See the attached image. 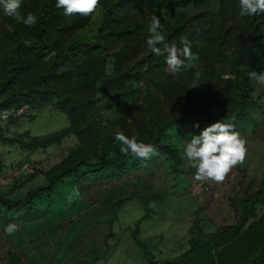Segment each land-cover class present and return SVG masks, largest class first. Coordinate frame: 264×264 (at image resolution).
Segmentation results:
<instances>
[{
	"label": "trees",
	"instance_id": "obj_1",
	"mask_svg": "<svg viewBox=\"0 0 264 264\" xmlns=\"http://www.w3.org/2000/svg\"><path fill=\"white\" fill-rule=\"evenodd\" d=\"M21 3L22 15L37 16L35 25L17 22L0 9V113L25 105L30 111L54 106L69 117L70 126L44 137L4 134L29 111L0 125V146L31 155L71 136L77 142L48 168L29 160L18 167L16 183L22 186L0 185V227L19 221L30 229L29 223L43 217L58 227L77 206L85 207L86 197L116 196L110 183L131 176L142 181L139 175L159 166L167 181L188 189L196 169L184 149L192 135L220 120L240 137L261 127L264 91L257 92L248 72H264V15L241 17L239 0H99L87 17L65 15L56 0ZM153 15L164 23L170 45L183 47L182 37L191 42L193 58L179 74L167 71L165 57L146 44ZM117 131L152 144L156 152L143 160L122 154ZM246 173L251 180L245 178L231 201L228 224L208 232L195 217L186 251L149 264H264V170L261 176ZM142 197L147 203L154 199ZM129 199L111 209L110 237L118 210ZM25 244L22 237H12L8 251Z\"/></svg>",
	"mask_w": 264,
	"mask_h": 264
},
{
	"label": "rangeland",
	"instance_id": "obj_2",
	"mask_svg": "<svg viewBox=\"0 0 264 264\" xmlns=\"http://www.w3.org/2000/svg\"><path fill=\"white\" fill-rule=\"evenodd\" d=\"M255 86L258 93L264 91V84L256 82ZM69 126L70 120L65 113L47 106L30 111L28 116L11 125L9 131L5 128L4 134L12 138L19 134L44 137ZM241 138L245 141V159L233 166L222 182L193 179L187 189L183 184L173 185L167 181L163 167L159 166L148 176L139 175L142 181L131 176L110 183L115 185L116 196L103 201L99 197L91 200L86 197L85 207L77 206L73 215L62 219L58 227L52 219L43 217L29 223L30 229L15 222L18 231L8 235L5 228L10 223H3L0 227V264H149L151 260L164 261L179 256L188 248L189 231L195 217L208 227V232L228 224L231 201L245 178L251 180L246 172L253 177L254 172L261 176L264 170V120L256 134ZM76 142L71 136L59 146L31 155L13 145H1L4 174L0 175V185L4 188L16 184L22 186L21 181L16 183L21 178L18 167L28 166L29 160L33 164L40 162L37 167L48 168L61 160ZM201 186L204 189L200 190ZM104 189L108 192V188ZM141 196H153L154 199L147 203V198H139ZM128 197L133 199L121 205L111 225L110 237L111 209ZM198 210L201 213L196 215ZM70 220L73 223H69ZM207 222L213 223L212 227ZM12 237H22L26 244L17 245L9 252Z\"/></svg>",
	"mask_w": 264,
	"mask_h": 264
},
{
	"label": "clouds",
	"instance_id": "obj_3",
	"mask_svg": "<svg viewBox=\"0 0 264 264\" xmlns=\"http://www.w3.org/2000/svg\"><path fill=\"white\" fill-rule=\"evenodd\" d=\"M98 5L99 0H56L55 6L62 8L67 16L78 13L87 17L96 11ZM21 6V0H0V9L5 15L27 26L35 25L37 16L29 12L25 17L19 11ZM239 8L241 17L245 14L264 15V0H239ZM163 28L164 23L161 22V18L153 15L148 26L149 36L146 44L153 54L165 57L166 70L176 75L188 66L186 61H191L193 58L191 42L182 37L180 43L183 47L170 45L165 39ZM248 76L257 83L264 84V72L249 71ZM196 126L199 127L198 124ZM115 139L120 142V152L124 155L130 153L143 160L150 158L156 152L152 144L138 142L135 137L129 138L123 132L117 131ZM184 155L196 169L195 181L222 182L233 166L243 163L246 155L245 141L235 131L233 125L220 120L204 128L200 134L192 135L190 142H186ZM17 231L18 225L15 223H10L5 228L8 235Z\"/></svg>",
	"mask_w": 264,
	"mask_h": 264
},
{
	"label": "built area",
	"instance_id": "obj_4",
	"mask_svg": "<svg viewBox=\"0 0 264 264\" xmlns=\"http://www.w3.org/2000/svg\"><path fill=\"white\" fill-rule=\"evenodd\" d=\"M29 111H30V106H28V105H25L22 107L7 108V109L1 111V113H0V125L5 124L6 122H8L12 118L23 116ZM202 189H204L203 186L200 187V190H202ZM206 190H207V188H206Z\"/></svg>",
	"mask_w": 264,
	"mask_h": 264
}]
</instances>
